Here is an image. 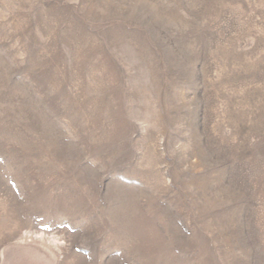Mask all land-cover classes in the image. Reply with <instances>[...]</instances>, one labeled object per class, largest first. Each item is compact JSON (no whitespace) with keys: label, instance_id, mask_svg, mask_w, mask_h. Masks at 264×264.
<instances>
[{"label":"rangeland","instance_id":"obj_1","mask_svg":"<svg viewBox=\"0 0 264 264\" xmlns=\"http://www.w3.org/2000/svg\"><path fill=\"white\" fill-rule=\"evenodd\" d=\"M0 264H264V0H0Z\"/></svg>","mask_w":264,"mask_h":264}]
</instances>
